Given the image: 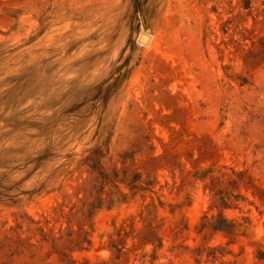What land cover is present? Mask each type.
Here are the masks:
<instances>
[{"label":"rangeland","instance_id":"1","mask_svg":"<svg viewBox=\"0 0 264 264\" xmlns=\"http://www.w3.org/2000/svg\"><path fill=\"white\" fill-rule=\"evenodd\" d=\"M0 264H264V0H0Z\"/></svg>","mask_w":264,"mask_h":264},{"label":"water","instance_id":"2","mask_svg":"<svg viewBox=\"0 0 264 264\" xmlns=\"http://www.w3.org/2000/svg\"><path fill=\"white\" fill-rule=\"evenodd\" d=\"M146 37H147V36L144 35V36L142 37V39H143V40H146V39H145Z\"/></svg>","mask_w":264,"mask_h":264}]
</instances>
